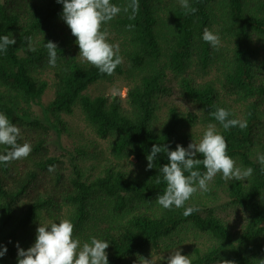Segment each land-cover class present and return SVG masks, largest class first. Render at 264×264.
Segmentation results:
<instances>
[{
  "label": "trees",
  "instance_id": "1",
  "mask_svg": "<svg viewBox=\"0 0 264 264\" xmlns=\"http://www.w3.org/2000/svg\"><path fill=\"white\" fill-rule=\"evenodd\" d=\"M112 2L124 8L129 0ZM138 3L135 14L122 11L103 25L121 57L108 76L81 61L57 0H0V35L16 40L0 54V111L21 128L18 142L32 145L28 157L0 166V245H7L0 264H17V242L30 247L39 222L65 218L82 242L109 241V264H167L175 247L191 264H264V170L257 159L264 153V0H190L194 11L179 0ZM205 28L220 36L218 48L201 39ZM47 41L58 47L56 67ZM115 78L126 82L125 96L91 91ZM218 107L247 127L225 131L214 116ZM76 111L90 131L64 159L48 142L52 131L68 134L65 117ZM210 124L252 176L235 181L218 173L208 191L186 201L196 209L188 216L183 208L162 209L159 167L168 161L162 150L147 169L151 147H187ZM231 209L243 213L236 230L220 215Z\"/></svg>",
  "mask_w": 264,
  "mask_h": 264
},
{
  "label": "clouds",
  "instance_id": "2",
  "mask_svg": "<svg viewBox=\"0 0 264 264\" xmlns=\"http://www.w3.org/2000/svg\"><path fill=\"white\" fill-rule=\"evenodd\" d=\"M57 3L62 5V19L76 37L75 43L79 47L78 55L81 61L95 66L100 73L111 76L121 63V57L118 54L119 46L109 42L103 25L122 11L131 10V13L135 14L139 8L138 0H129L124 8L112 0H57ZM179 4L187 11H194L190 0H179ZM201 39L212 48H218L221 44L220 36L209 28L203 30ZM15 43L12 35H0V54L6 53ZM28 46L30 50H35L31 38L28 39ZM45 47L49 65L56 67L59 58L56 43L47 41ZM214 116L225 131L233 127H247L246 120L232 118L231 112L226 108L218 107ZM20 138L21 128L12 123L6 113L0 111V145L7 146L5 151L0 152V166L30 155L32 145L28 142L19 143ZM227 149L224 135L211 124L204 130L198 142L192 141L187 147L177 144L174 150H170L165 145L153 144L146 157L147 169L156 167L153 162L158 160V154L162 150L166 153L168 161L159 167V173L166 186L162 194L157 195L156 203L167 210L183 208V214L188 216L196 209L185 207L186 201L190 200L197 190L208 191L209 182L218 173L222 179L235 181H245L252 176L253 168L237 167ZM198 154L203 158H198ZM257 159L264 170V153L258 154ZM200 165H203L204 171L200 170ZM53 170L54 166H50L49 171ZM160 182L158 179L157 183ZM73 230L74 225L67 218L49 223L39 222L35 241L30 247L22 248L17 242V264H109L106 252L108 240L91 236L82 242L74 237ZM173 250L166 257L167 264H191L189 256L182 254L177 247ZM6 253L7 245H0V257ZM155 262L152 259H144L140 260L139 264Z\"/></svg>",
  "mask_w": 264,
  "mask_h": 264
},
{
  "label": "rangeland",
  "instance_id": "3",
  "mask_svg": "<svg viewBox=\"0 0 264 264\" xmlns=\"http://www.w3.org/2000/svg\"><path fill=\"white\" fill-rule=\"evenodd\" d=\"M91 91L93 92H115L118 91L121 96L126 95V82L122 78H115L111 82H99L91 86ZM52 93H46L43 96L42 101L46 103L52 98ZM33 110L37 114H41V110L38 106H33ZM66 120L70 124L68 129V134H61L58 136L52 131L51 137L48 142V147L50 152L55 155H65L67 149H72L74 143L82 137V135H87L90 131L89 128L84 124L81 119L79 112H75L72 115L66 116ZM102 148H106L105 142L101 141ZM65 159V156H63ZM220 215L228 221L232 230L239 228L242 222L243 213L241 210H224Z\"/></svg>",
  "mask_w": 264,
  "mask_h": 264
}]
</instances>
